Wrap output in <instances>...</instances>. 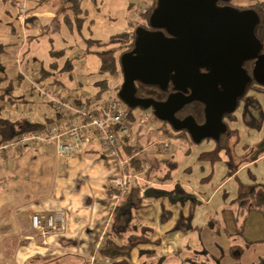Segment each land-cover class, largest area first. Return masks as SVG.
I'll return each mask as SVG.
<instances>
[{
    "label": "rangeland",
    "instance_id": "374dc122",
    "mask_svg": "<svg viewBox=\"0 0 264 264\" xmlns=\"http://www.w3.org/2000/svg\"><path fill=\"white\" fill-rule=\"evenodd\" d=\"M154 1L82 0L81 14L76 16L80 19H72L73 28L62 23L61 32H52V38H33L28 47H23V38L12 32V26L17 23V13L0 10V66L5 69L8 81L12 80L16 85L14 96H19V93L31 86L27 79L20 85L14 80L19 73L23 71L26 76H31L35 69L34 59L49 68L55 60L51 51L60 49L65 51V59L59 61L74 59L76 81L82 83L81 90L89 94L88 96L95 98L99 95L101 100H105L113 93L118 95L122 83L121 72L113 75L101 74L100 57L89 50L104 51L118 47L119 43L97 46L94 42H108L112 37L121 36V31L128 27L133 35L138 26L146 23L145 13ZM256 4L264 7V0H232L231 5L250 9ZM15 9L19 12L18 6ZM108 24L114 26H107ZM130 44L129 39L127 43L120 44L126 46L122 53ZM27 59H30L29 64ZM58 72L57 70V74ZM104 80L106 88H98L97 83ZM6 81L3 82L4 85ZM18 86L20 89L17 91ZM64 86L61 85L60 89L66 90L67 86ZM29 99L30 104H19L15 107L7 99L0 98V111L3 107L2 110H8L18 118L25 114H39L40 110L42 115L52 114L48 104L41 105L38 95ZM133 114L134 118L126 119L132 124V138L136 149L139 145L146 147V155L157 158L160 162L157 178L168 175V179L171 177L170 179L198 195L197 201L192 205V218L193 223L200 229L182 232L177 236L164 235L163 242L147 244L151 246V250L145 251V254L155 252L156 257L151 258L142 252L139 255L134 253L131 264H160L164 253L167 255L165 260L168 259L164 264H174L175 256L171 250L176 245L185 248L182 251V264H192L193 259L198 261L195 264H264V215L249 211L246 219L238 222L235 219V200L239 194L248 190L252 184H264V159L247 164L230 178L228 175L239 164L241 156L264 138V92L251 89L246 101L236 111L238 118L227 121L230 127L239 130L238 142L235 145L237 139H233L232 153L228 155L222 152V159L215 163L199 159L201 153L215 148V141L206 139L195 143L185 132L180 134L168 123L152 119L151 110L134 109ZM165 143L170 144L171 151L163 150ZM184 211L189 214L188 207ZM187 246L190 247L189 251H186ZM157 258L159 260L156 261Z\"/></svg>",
    "mask_w": 264,
    "mask_h": 264
},
{
    "label": "crops",
    "instance_id": "0c3cea01",
    "mask_svg": "<svg viewBox=\"0 0 264 264\" xmlns=\"http://www.w3.org/2000/svg\"><path fill=\"white\" fill-rule=\"evenodd\" d=\"M21 5L26 6L28 16L26 47L33 38H52V32H61L62 23L69 25L67 22H72L73 12H78L65 0H0V10L17 13V32L19 22L15 8ZM121 32L129 33L130 27ZM66 60L59 61L61 67ZM72 60L75 65L74 59ZM29 61L30 59L26 60L28 64ZM33 61L35 69L40 70L42 64L36 59ZM71 73L72 76L69 73L57 74L61 85L67 86L66 90L70 92L87 95L81 90L82 83L76 81L75 70ZM30 89L31 86L28 90H23L25 95L30 94ZM66 90L63 91L66 93ZM90 98L98 100L100 96ZM41 105L44 104L41 102ZM41 112L42 110L34 118L40 123L49 118ZM163 130L166 131V128ZM131 131L133 133L132 127ZM131 143L136 147L133 139ZM137 148L139 153L133 156L140 157L150 166L146 176L145 199L151 204H145L140 199L136 188L121 201L112 200L109 178L121 174L120 164L116 157L104 154L100 143L92 136L87 141L85 152L69 159L60 158L53 145L38 149L24 147L7 150L0 157V264H116L101 256L99 250L110 237V232L125 230L131 220L136 221V226L152 229L150 243L154 245L163 242L164 235L177 236L182 233L172 229L181 215L191 214L198 195L172 179L164 180L163 176L157 178L160 162L157 158L146 155V147L139 145ZM123 156L126 157L124 152ZM187 207L189 214L184 211ZM57 210L66 212L65 232L43 236L33 228L32 215ZM164 210L171 212L170 219L166 222H162ZM192 224L194 228L186 232L200 229L193 221ZM184 249L176 245L171 250L175 256L174 264H182ZM150 250L151 246L147 244L139 245L132 252L129 263L131 264L134 253L139 255L142 252L144 255L145 251ZM189 250L190 247L187 246L186 251ZM145 255L156 257L155 252ZM166 257L164 253L160 264L168 262ZM92 258L95 259L94 262ZM192 262L195 264L198 261L193 259Z\"/></svg>",
    "mask_w": 264,
    "mask_h": 264
},
{
    "label": "water",
    "instance_id": "95a60500",
    "mask_svg": "<svg viewBox=\"0 0 264 264\" xmlns=\"http://www.w3.org/2000/svg\"><path fill=\"white\" fill-rule=\"evenodd\" d=\"M231 1L157 0L149 24L158 30L137 27L133 49L120 56L119 98L132 109H151L195 143L219 141L227 131L224 117L238 109L253 79L264 85L260 15L253 8L219 4ZM253 61L250 74L245 66ZM136 83L163 91L171 84L174 92L164 101L139 98ZM195 101L204 105V124L176 118Z\"/></svg>",
    "mask_w": 264,
    "mask_h": 264
},
{
    "label": "trees",
    "instance_id": "16d2710c",
    "mask_svg": "<svg viewBox=\"0 0 264 264\" xmlns=\"http://www.w3.org/2000/svg\"><path fill=\"white\" fill-rule=\"evenodd\" d=\"M67 3L70 4V6L73 8V10H76L78 12H73V19H80L76 16L80 15L82 11V0H65ZM157 0L154 1L153 5L149 8L148 11L145 13V21L149 22V17L156 5ZM232 4V1L230 2ZM237 7V6H236ZM239 8V7H237ZM251 8L255 9L261 18V23L258 28V36L263 40L264 43V7L261 5H253ZM75 16V17H74ZM72 20V18H71ZM71 28H73L72 22H67ZM12 32L13 34L17 33L16 25L12 26ZM121 36L114 38L112 37L111 40L108 42H102V41H96L94 42V45L97 46H108L113 43H119V46L113 49L104 50V51H98V50H89L90 53H95L100 57L101 60V66H100V72L103 73H109L111 75L117 74L118 72H121L120 68V56L122 55V50L126 46L120 45L121 43H127L128 39L131 41V44L129 46V50L131 51L134 47V38H135V30L133 31V35L127 32H121ZM125 39V40H124ZM52 57L55 59L48 67H45L43 64L40 66V77L35 78V82L39 84H44L46 86H51L54 88H59L62 84V82L57 78V70L59 71L58 74H64L69 73L70 76H72L71 71L74 69L73 60H66L65 64L61 67L59 60L64 58L65 51L64 50H58V51H51ZM8 81V76L6 75L5 69L0 66V98L1 99H7L10 104L14 105L15 107H18L19 104L25 105L30 102V97H33L34 95H40L35 92L33 89H30V94L27 96L24 92L19 93V96L15 97L14 94L16 92V85H14V82L12 80ZM24 78L19 75L17 76L16 80L19 85L24 82ZM4 81H6V85H4ZM261 88L258 87L257 91L264 92V85L257 83ZM142 85V84H141ZM20 86H18L17 91L20 89ZM97 87L100 89L106 88V81H100L97 83ZM251 89H255V85L251 86ZM139 94L142 96H148V98H153L155 100L160 101L161 99L166 98L165 91L159 89L158 87L154 86H140V89L138 90ZM139 96V95H138ZM98 99V98H97ZM41 102L45 105L46 103L43 101V99L40 97ZM100 100V99H98ZM13 106V107H14ZM50 107V106H49ZM128 108V115L126 118H134L133 110L130 107ZM4 109L1 107L0 111V145L10 142L13 140L17 135L24 133V132H31L40 130L43 128V124L37 121H32L31 118L28 116H22V117H16L15 115L11 114L8 110H2ZM178 113L182 115V117L185 119V117H191L196 122L199 120L200 122H203L204 120V107L199 102H194L192 104L185 105ZM3 114V115H2ZM35 114V113H34ZM237 119L236 116H231L230 120ZM49 121V119H46ZM127 120V119H126ZM156 120H158L156 118ZM160 121V120H159ZM162 122V121H160ZM166 123V122H164ZM167 124V123H166ZM128 125L132 126L128 122ZM227 126L226 133L220 138L219 141L215 142V148L206 151L200 154L199 159L202 161H209L211 163H215L222 159L221 153L226 152L228 155L232 153V149H234V144L238 142V135L239 130L236 128H232L229 125ZM176 131V130H174ZM178 133H184L183 131H177ZM186 133V132H185ZM187 134V133H186ZM237 139L236 142L233 144L232 140ZM124 145V154L126 157H131L134 154H137L136 147L131 143V138H124L123 139ZM248 157V158H247ZM264 159V138L258 142L253 148H251L245 155L241 156V160L237 166H235L234 171L228 172L229 178L232 177L235 173H237L240 169L245 167L247 164L254 163L258 161L259 159ZM140 157L133 158L130 162V168L132 170H138L140 168ZM167 177L168 175L163 176L162 178L164 180H169ZM110 193H113V190L110 191ZM236 205V221H240L242 219L247 218V214L249 211H255L258 213H261L264 215V184H252L251 187L240 193L237 199L235 200ZM191 212L188 216L181 215L172 231H182L186 232L189 230H192L193 224V218ZM171 212L169 211H163L162 213V222H166L170 219ZM152 234V229L149 227H139L136 226L133 223V220H131L128 224V226L123 231H115L110 232L109 236L105 244L102 248L99 250V254L103 257H107L114 261L116 264L119 262L120 264H130V258L131 254L139 245L142 244H149L150 236ZM121 240L119 243L118 240ZM163 260V258L161 259ZM118 261V262H116Z\"/></svg>",
    "mask_w": 264,
    "mask_h": 264
},
{
    "label": "built area",
    "instance_id": "2783aa9c",
    "mask_svg": "<svg viewBox=\"0 0 264 264\" xmlns=\"http://www.w3.org/2000/svg\"><path fill=\"white\" fill-rule=\"evenodd\" d=\"M19 29L17 36L23 38V47L27 42L26 21L28 19L25 5L18 6ZM41 71L35 69L31 76L23 71L21 76L31 83V89L37 92L52 110L49 121L42 122L43 128L24 132L10 142L0 145V157L7 150H19L24 147L38 149L53 145L57 155L69 159L85 152L88 139L92 136L97 140L102 151L107 156L116 157L120 164L121 174L109 178L112 200L121 201L129 192L136 188L140 199L145 204L151 202L145 199L146 176L150 170L149 164L141 160L140 168L132 170L131 160L136 157H124V138H132V131L126 120L128 108L126 104L113 93L105 100H92L88 95L70 92L35 82ZM117 89V87L115 88ZM35 121V114L27 115ZM152 119H155L152 114ZM170 144L165 143L163 150L169 152ZM32 226L43 236L62 234L66 230L67 215L64 210L52 213H37L32 215ZM94 262L95 259L92 258Z\"/></svg>",
    "mask_w": 264,
    "mask_h": 264
},
{
    "label": "flooded vegetation",
    "instance_id": "af4514ba",
    "mask_svg": "<svg viewBox=\"0 0 264 264\" xmlns=\"http://www.w3.org/2000/svg\"><path fill=\"white\" fill-rule=\"evenodd\" d=\"M220 5H222V6H225V5H231V3L230 2H228V3H225V2H220L219 3ZM140 26H142V27H144L145 29H147V30H149V31H157L158 29H156V28H154V27H152V26H150V24H149V22L147 23H143V24H141ZM139 27V26H138ZM125 52H130V50H129V48H127L123 53H125ZM122 53V54H123ZM246 69L248 70V72L250 73V74H252V72H253V67H254V61L253 62H250V63H248V64H246ZM203 72H205V70H203ZM122 75V74H121ZM122 83H123V77H122V81H121ZM122 83H121V85H122ZM257 83H259L258 81H257V79H253V82H252V84L250 85V87H249V89H248V91H247V93H246V95L241 99V101H240V104H239V107H240V105H241V103H244L245 101H246V99H247V94H248V92L251 90V86H253V85H255V90H258V87L259 88H261ZM121 85H120V87H121ZM140 86H143V85H141V84H139V83H136V88H137V94L139 95V98H148V96H142L141 94H139V89H140ZM174 92V90H173V86L170 84L169 85V87H168V89L167 90H165V94H166V98H164V99H161L160 101H164V100H166L167 99V97L171 94V93H173ZM187 94V93H186ZM195 102H197V101H195ZM192 103H194V102H192ZM192 103H190V104H192ZM200 103V102H199ZM202 104V103H201ZM203 105V104H202ZM127 106V105H126ZM127 107H129V106H127ZM203 107H204V105H203ZM238 107V108H239ZM136 109H140V108H136ZM142 110V109H141ZM149 110H151V109H149ZM238 110V109H237ZM236 110V111H237ZM236 111L233 113V114H230V115H227V116H225L224 117V123L226 124V125H229L228 124V120H230V117L231 116H236L237 117V115H236ZM179 112V111H178ZM176 113V118H178V119H180V120H182V119H184L183 117H182V115H180V113ZM186 118V117H185ZM238 118V117H237ZM204 122H205V113H204V120H203V122H200L199 120L196 122L197 124H199V125H202V124H204ZM183 132H186L185 130H183ZM187 133V132H186ZM223 136V135H222ZM221 136V137H222Z\"/></svg>",
    "mask_w": 264,
    "mask_h": 264
}]
</instances>
